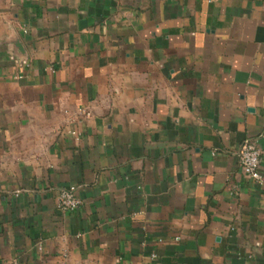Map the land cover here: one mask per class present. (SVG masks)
I'll use <instances>...</instances> for the list:
<instances>
[{"label": "crops", "instance_id": "crops-1", "mask_svg": "<svg viewBox=\"0 0 264 264\" xmlns=\"http://www.w3.org/2000/svg\"><path fill=\"white\" fill-rule=\"evenodd\" d=\"M245 139L264 0H0V264H264Z\"/></svg>", "mask_w": 264, "mask_h": 264}, {"label": "built area", "instance_id": "built-area-1", "mask_svg": "<svg viewBox=\"0 0 264 264\" xmlns=\"http://www.w3.org/2000/svg\"><path fill=\"white\" fill-rule=\"evenodd\" d=\"M81 114L89 115V112L81 111ZM239 164L246 177L251 179L256 185L264 186V174L260 172V150L256 140H243L237 150ZM81 204V199L77 195L76 187L69 186L58 191L56 206L62 212L76 210ZM7 264H16L10 261Z\"/></svg>", "mask_w": 264, "mask_h": 264}]
</instances>
